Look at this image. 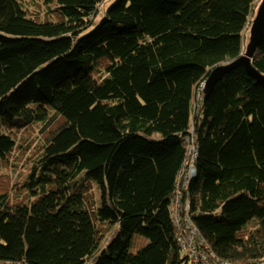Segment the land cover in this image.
I'll use <instances>...</instances> for the list:
<instances>
[{"label": "trees", "instance_id": "16d2710c", "mask_svg": "<svg viewBox=\"0 0 264 264\" xmlns=\"http://www.w3.org/2000/svg\"><path fill=\"white\" fill-rule=\"evenodd\" d=\"M106 1L45 0L56 21L39 22L31 1L0 0V121L42 123L22 185L40 196L12 199L0 174V264H189L177 195L219 259L263 260L264 83L238 68L202 92L244 54L259 0H113L100 14ZM252 67L264 75V37ZM13 137L0 131V168ZM135 235L147 244L130 253Z\"/></svg>", "mask_w": 264, "mask_h": 264}, {"label": "rangeland", "instance_id": "374dc122", "mask_svg": "<svg viewBox=\"0 0 264 264\" xmlns=\"http://www.w3.org/2000/svg\"><path fill=\"white\" fill-rule=\"evenodd\" d=\"M28 1L29 3L31 1L32 6L30 7L26 5L25 8L29 10L28 13H29L30 18L37 20L39 22L56 21L55 16L53 14L48 13L49 7L44 2L45 0H28ZM108 1H111V0H108ZM108 1L102 4L101 6L102 11L100 12V14H103V11H104L103 9L109 3ZM260 2L261 0H259L257 8L259 7ZM257 8L253 10L254 13H252V20L255 17ZM100 19L101 18L99 17V20ZM251 26H252V21H251L250 27H248L247 31L245 32L246 39H245V49L244 50H246L247 44L249 42V31H250ZM195 102H196V97H194V102H193L194 105H195ZM41 125L42 123L35 122L31 125V129H27L26 127L18 126L16 123L14 125L12 124V122H7L6 124H3V122L0 121V131L3 133H8V131H11L14 135L13 138L16 141L17 148H19V145H22V148H19L21 150H18V154H13L11 156L10 163L5 162L4 164L1 165L0 174L4 175L5 177L3 184L6 188V192L10 193V196L12 197V199L23 195L25 204H29L31 201H33V199L40 196V195H32L29 192L27 194L28 188L26 187L22 188V185L24 184L23 179L26 177V175L31 170L33 163H34L33 159H35L36 157L34 154L32 156H30L29 154L25 155L24 149L25 147L33 149L35 148L36 145L40 143L38 127ZM3 127H4V130L2 129ZM93 197L95 201H97V199L99 200V193L96 190V185L94 183H92L91 185V191H90V196H89V199H91L92 203H94ZM91 201H89L90 205H91ZM97 206H100V201L96 202V207ZM111 231L114 232V229L111 228L110 232ZM146 244H147L146 240H143L138 235H135L133 238V244H132L133 249H130V253H135L136 250H139L141 247L145 246ZM84 264H93V263H92V260L89 259Z\"/></svg>", "mask_w": 264, "mask_h": 264}, {"label": "built area", "instance_id": "2783aa9c", "mask_svg": "<svg viewBox=\"0 0 264 264\" xmlns=\"http://www.w3.org/2000/svg\"><path fill=\"white\" fill-rule=\"evenodd\" d=\"M204 84L202 87L203 92ZM188 149L186 159L184 162L183 170L180 172L179 180L182 178L183 187L186 188L189 185L190 180L196 175L194 168V162L197 158L196 149L193 144V139L188 138ZM177 186L179 184L177 183ZM179 195L172 200L171 212L172 218L179 229L181 234L178 238V242L183 254L188 259L189 264H235L232 262H226L219 259L207 241L202 237L197 226L193 223L189 215H185L182 219L179 207ZM184 209L187 211L190 209V204L185 202ZM247 264H264V259L261 261H252Z\"/></svg>", "mask_w": 264, "mask_h": 264}, {"label": "water", "instance_id": "95a60500", "mask_svg": "<svg viewBox=\"0 0 264 264\" xmlns=\"http://www.w3.org/2000/svg\"><path fill=\"white\" fill-rule=\"evenodd\" d=\"M113 1V0H111ZM252 13L254 11L252 10ZM264 37V0H261L259 7L256 10L252 26L249 31V42L247 44L245 53L233 62L218 65L211 70L208 78L205 81L204 100L212 93L217 84L238 68H244L250 77L254 80L264 83V75L260 74L252 67V59L254 53L259 47Z\"/></svg>", "mask_w": 264, "mask_h": 264}, {"label": "clouds", "instance_id": "9594fccd", "mask_svg": "<svg viewBox=\"0 0 264 264\" xmlns=\"http://www.w3.org/2000/svg\"><path fill=\"white\" fill-rule=\"evenodd\" d=\"M206 81V80H205ZM205 81L204 82H202V84H204V88H205ZM202 87H203V85H202ZM204 88H203V94H204ZM195 177V176H194ZM193 177V178H194ZM183 253V252H182Z\"/></svg>", "mask_w": 264, "mask_h": 264}]
</instances>
